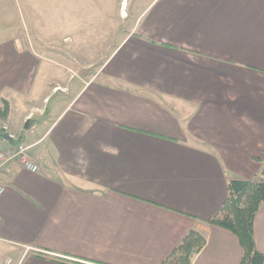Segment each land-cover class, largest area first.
<instances>
[{
	"label": "crops",
	"instance_id": "1",
	"mask_svg": "<svg viewBox=\"0 0 264 264\" xmlns=\"http://www.w3.org/2000/svg\"><path fill=\"white\" fill-rule=\"evenodd\" d=\"M68 54L97 67L62 77ZM1 99L39 169L0 172V264H164L190 231V264H241L209 220L262 178L264 0H0Z\"/></svg>",
	"mask_w": 264,
	"mask_h": 264
},
{
	"label": "trees",
	"instance_id": "2",
	"mask_svg": "<svg viewBox=\"0 0 264 264\" xmlns=\"http://www.w3.org/2000/svg\"><path fill=\"white\" fill-rule=\"evenodd\" d=\"M0 116L5 117L9 110L8 101L1 99ZM5 129H0V141L4 140ZM23 135L13 144L23 142ZM259 180L228 181V196L219 211L209 222L229 229L235 233L241 243L243 254L241 264H263L264 255L256 249L253 236V221L264 202V166ZM206 239L196 231H190L182 243L176 247L164 264H190L193 256L205 245Z\"/></svg>",
	"mask_w": 264,
	"mask_h": 264
},
{
	"label": "rangeland",
	"instance_id": "3",
	"mask_svg": "<svg viewBox=\"0 0 264 264\" xmlns=\"http://www.w3.org/2000/svg\"><path fill=\"white\" fill-rule=\"evenodd\" d=\"M31 4H32V6H31L32 12H38L39 13L42 10L40 3H31ZM131 5H132V0H130V8H131ZM29 6H30L29 3L28 4L20 3V4H17V5L14 4L13 2H5V3H3V9L4 10H6L7 12H11L13 14H17L18 16H19V12L26 13L27 11H30L29 10ZM54 52H56V51H54ZM60 52H62V51H60ZM64 52L65 51H63V55H65V54L67 55V53L66 52L64 53ZM71 52H73V51H71ZM90 52L96 54L95 56L92 55V58H91L92 60L94 58H98V60H100L99 57L102 56L103 54L105 55L107 51H105V50L104 51L103 50H101V51L97 50V51H90ZM50 57L53 58V59H57L58 58L56 55H50ZM68 57H70L71 59H73L72 55H69L68 54ZM74 61L70 60V63L69 64H73V63H75V64L74 65H70V66H64V70H63V68L61 66H60V68H58L56 66H54V67L57 69L58 74L61 75L62 77L66 76L67 73L69 75H71V76L72 75H75V76H78L79 75L80 77L81 76H85V75L89 74V72H93L96 69V67H97V66H87V65H85V64L82 63L83 62L82 60H78L76 58H75ZM96 61H97V59H96ZM65 71L67 73H65ZM7 128L8 127H6V129Z\"/></svg>",
	"mask_w": 264,
	"mask_h": 264
},
{
	"label": "built area",
	"instance_id": "4",
	"mask_svg": "<svg viewBox=\"0 0 264 264\" xmlns=\"http://www.w3.org/2000/svg\"><path fill=\"white\" fill-rule=\"evenodd\" d=\"M30 145L24 142H19L14 145L7 146L6 148L0 149V172H2L6 165L13 160H17L20 165L31 172H37L39 169L38 163L29 153ZM4 190L0 187V192ZM1 264H19L16 263L12 258H6Z\"/></svg>",
	"mask_w": 264,
	"mask_h": 264
},
{
	"label": "water",
	"instance_id": "5",
	"mask_svg": "<svg viewBox=\"0 0 264 264\" xmlns=\"http://www.w3.org/2000/svg\"><path fill=\"white\" fill-rule=\"evenodd\" d=\"M3 137L5 140H11L12 139V136L8 132H6Z\"/></svg>",
	"mask_w": 264,
	"mask_h": 264
}]
</instances>
